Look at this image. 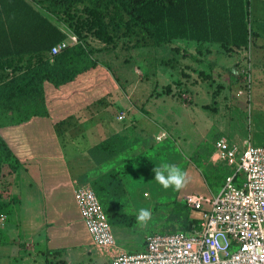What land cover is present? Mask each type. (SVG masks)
<instances>
[{
	"label": "trees",
	"instance_id": "16d2710c",
	"mask_svg": "<svg viewBox=\"0 0 264 264\" xmlns=\"http://www.w3.org/2000/svg\"><path fill=\"white\" fill-rule=\"evenodd\" d=\"M250 7L251 0H0V68L8 74L0 82V216L5 217L0 221V243L6 238L2 227L12 220L19 203L11 191L19 185L25 164L2 137L3 127L33 117L63 123L108 96L119 81L97 59V53L125 47L128 42L141 46L150 40L161 47L185 39L198 43L199 55L206 43L228 50L248 49L255 37ZM59 24L80 42L50 58L52 48L68 39ZM140 33L145 37L130 38ZM89 38L104 48H91ZM171 90L168 85L164 93L171 94ZM127 148V138L115 135L91 148L89 154L102 163ZM90 184L113 228L137 224V216L125 210L127 192L119 171L111 170ZM175 204H182L188 213L192 210L182 201ZM188 222L186 229L191 231L200 220H191L190 214Z\"/></svg>",
	"mask_w": 264,
	"mask_h": 264
},
{
	"label": "crops",
	"instance_id": "0c3cea01",
	"mask_svg": "<svg viewBox=\"0 0 264 264\" xmlns=\"http://www.w3.org/2000/svg\"><path fill=\"white\" fill-rule=\"evenodd\" d=\"M251 10L255 21V27L252 29L255 34L253 49L256 56L260 54L259 59L256 58L254 62V85L259 86L261 93V87L264 86V0H251L250 13ZM59 27L66 34L70 32L63 24H59ZM140 37L145 35L140 33L130 38L136 40ZM99 43L104 47L101 42ZM213 45L215 44L203 45L202 59L205 58L204 56L208 58L219 53L212 50ZM198 46L194 41L176 39L156 49L167 47L172 55L176 54L177 58L183 59L181 62L186 64V67L187 65L190 67L192 66L190 63L199 56ZM116 50L119 51L112 54L130 56L131 53H135L137 56L141 53L145 55L149 48L128 42V45L118 47ZM233 51L240 54L243 52L241 49ZM230 53L232 50L229 55ZM103 58L107 62L111 59L107 54ZM97 59L102 63L105 62ZM165 61L163 59L159 65ZM161 65L168 66L163 63ZM215 68L213 71L220 70L221 66L217 65ZM157 73L164 82L169 83H163L165 85L160 90L147 96L145 103H149L150 100L157 101L154 107L146 109L145 103L140 104L135 99L137 91L135 88L138 83L131 82L129 89L126 88L124 91L126 94H123L118 84L108 96L90 103L63 123L55 122L51 117H33L26 123L1 129L2 137L25 164L21 168L19 185L11 191L13 196L19 197V203L14 206L12 220L2 227L6 238L0 243V264H109L108 254L94 246L86 230L75 202L74 190L77 184L90 183L111 170H117L122 177L127 200L132 209H135L139 200L130 196L129 184L136 178L143 180L144 177L145 180H151L149 177L155 173H143L142 169H147L148 165L152 164H154L153 168L158 166L159 147L155 151L157 153L151 155L153 145L149 144V140L166 143L170 136L169 131L160 125L161 120L169 121V117L166 110L168 107L166 109L164 106L159 107L160 102L166 103L165 100L159 99L165 96L174 97V91L171 94L164 92L166 86L172 84V88H175L176 85L174 81L168 80L167 75L164 74L162 77V72ZM7 76L8 74L0 68V82ZM187 86L189 89L184 87L185 93L182 96L193 98V87L190 84ZM183 107L189 109L185 102ZM151 109L158 113L160 124L157 123V127L162 131L152 133L145 124H142V127L138 126L137 122L140 120L153 121ZM121 114L125 116L122 120L119 119ZM174 125L178 124L174 123ZM162 133H166V136L159 141L158 137ZM115 135L127 138L128 148L105 162L96 163L89 154L90 149ZM160 150L163 152L165 147H160ZM220 164L221 162L216 160L214 144V149L206 157L205 169L216 176ZM191 169L193 171L188 168L185 172L188 179L192 174L195 177L193 188L183 197L187 194L216 196L217 193L210 188L207 180L204 178L201 180L203 173L194 166ZM152 180L151 183L159 187L157 181L154 178ZM165 191L158 189L156 197L160 199ZM183 197L166 196L165 199L168 200L165 205L168 210L172 209L175 203L181 202Z\"/></svg>",
	"mask_w": 264,
	"mask_h": 264
},
{
	"label": "rangeland",
	"instance_id": "374dc122",
	"mask_svg": "<svg viewBox=\"0 0 264 264\" xmlns=\"http://www.w3.org/2000/svg\"><path fill=\"white\" fill-rule=\"evenodd\" d=\"M29 1L33 3V0ZM254 23L251 10V29L255 27ZM70 32L72 31L70 30ZM87 43L93 49L104 48L93 38H89ZM141 46L149 48L145 55L142 53L141 55L137 54V56L135 53H131L130 56L128 54V56L119 53L112 54L117 51L116 48L108 49L109 51L107 53L105 51L104 54H97V58L105 61L103 64L109 67L118 79L122 92L126 88L129 89L131 82L138 83L137 88H135L137 89L135 99L140 104L145 103L148 95L160 90L165 85L163 83H169L164 82V79H161L157 72H162V77L165 74L168 76V80L174 81L176 87L171 90L175 93L174 97L165 96L163 99H159L166 102L165 104L160 102L159 107L164 106L165 109L168 107L166 110L169 121L161 120L160 124L158 113L151 109L153 121L140 120L137 122L138 126L142 127V124H145V127L151 130L150 132L155 133L160 130L157 127L160 124L169 131V141L166 143L149 140V144L153 145L151 155L159 147L158 166L164 163L176 165L184 172L188 168L193 171L191 168L194 166L203 173L201 180L206 179L210 188L218 194L222 190L226 177L234 172H232V167L226 163H221L218 166L216 176L205 169L206 157L214 149L216 141L225 137L238 144L241 150H244L249 143L255 146H264V86L261 87L262 92L260 93L259 86L254 85V62L256 58L259 59L260 54L256 56L253 46H250L248 49H241L242 54L233 51L235 50L233 49V54L230 53L229 55L231 50L215 44L212 50L219 53L208 56V58L204 56V59L201 58L203 55L196 56L197 59L195 58L190 63L192 69L189 70L186 69L187 67L190 68L189 65L186 67V64L181 62L183 59L177 58L176 54L172 55L167 47L157 50V47L153 46L150 40ZM105 54L110 55V61L107 62L103 58ZM163 59L166 62L170 60L171 65L162 66V63L159 65ZM217 65H220L221 69L213 71ZM187 84L193 87V98L182 96L185 93L184 87L189 89ZM182 101L188 105L189 109L183 107ZM156 102V100H150L149 103H145L146 109L154 107ZM174 123L178 125H174ZM160 147H165V150L161 152ZM152 165L154 166V164ZM152 165H148L147 169H142L143 173L151 172L154 174ZM154 177L155 174L149 177L151 180H145L144 177L143 180L136 178L129 184L130 196L139 201H137L135 209H132L127 200L125 210L129 214L138 216L140 209H147L151 212V217L146 222L138 221L137 225L129 229L114 228L117 243L125 251H141L144 248L146 237L152 234L189 232L186 227L189 224L190 214L191 220H198L203 217L200 211L190 210L189 214L187 208L182 204H174L170 210L165 205L168 200L165 199L166 196L183 197L193 188V180L195 179L193 174L189 175V179L188 176L186 177L188 182L179 190L174 187L165 189L157 182L158 187V185L151 183ZM242 177L240 175L239 179ZM158 189L166 190L160 199L156 197ZM163 197L164 199H162Z\"/></svg>",
	"mask_w": 264,
	"mask_h": 264
},
{
	"label": "built area",
	"instance_id": "2783aa9c",
	"mask_svg": "<svg viewBox=\"0 0 264 264\" xmlns=\"http://www.w3.org/2000/svg\"><path fill=\"white\" fill-rule=\"evenodd\" d=\"M52 48L50 58L79 44L73 32ZM124 114L119 117L124 119ZM166 136L162 133L158 140ZM216 160L232 167L216 196L187 194L182 202L202 219L189 232L152 234L144 248L128 252L120 248L114 228L97 192L77 184L74 198L94 246L105 251L109 264H264V146L249 143L244 150L222 137L215 143ZM242 175V179H239ZM4 222L5 217L0 216Z\"/></svg>",
	"mask_w": 264,
	"mask_h": 264
},
{
	"label": "clouds",
	"instance_id": "9594fccd",
	"mask_svg": "<svg viewBox=\"0 0 264 264\" xmlns=\"http://www.w3.org/2000/svg\"><path fill=\"white\" fill-rule=\"evenodd\" d=\"M155 173L154 180L162 185L165 189L174 187L176 190L181 189L186 183L187 173L182 171L176 165L164 163L153 169ZM151 217V212L147 209H140L137 217L139 222H146Z\"/></svg>",
	"mask_w": 264,
	"mask_h": 264
}]
</instances>
